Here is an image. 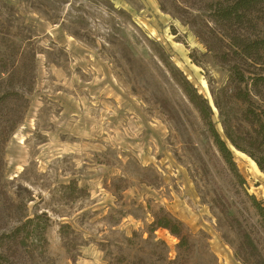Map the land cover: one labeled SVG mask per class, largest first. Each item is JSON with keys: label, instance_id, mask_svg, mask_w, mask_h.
Listing matches in <instances>:
<instances>
[{"label": "rangeland", "instance_id": "1", "mask_svg": "<svg viewBox=\"0 0 264 264\" xmlns=\"http://www.w3.org/2000/svg\"><path fill=\"white\" fill-rule=\"evenodd\" d=\"M211 2L0 0V53L35 59L29 109L3 155L0 235L24 216L50 220L44 253L34 242L20 264H241L242 230L264 246L245 195L264 206V173L228 145L239 186L171 72L213 106L227 68L186 24L209 22ZM160 209L185 244L149 232Z\"/></svg>", "mask_w": 264, "mask_h": 264}, {"label": "trees", "instance_id": "2", "mask_svg": "<svg viewBox=\"0 0 264 264\" xmlns=\"http://www.w3.org/2000/svg\"><path fill=\"white\" fill-rule=\"evenodd\" d=\"M209 11L210 20L202 27L196 26L194 20L186 24L215 64L227 68L226 83L212 94L213 106L180 72L175 68H171V72L180 76V89L196 110L223 164L243 187L245 182L237 172L228 145L245 154L264 173V0H212ZM15 61L0 53V183L5 167V146L23 123L35 86L34 57L27 66L20 62L17 65ZM233 108H238V113H233ZM213 110L217 113L222 136L215 128ZM245 195L264 233V206L254 196ZM1 197L5 198L2 190ZM159 211L161 215H154L149 232L164 229L176 237L180 245L185 244L183 224L162 209ZM235 223L238 222L233 221ZM49 224L44 213L19 219L11 231L0 235V264H20L18 257L21 258L22 251H27L34 242L41 245L43 254ZM238 236L237 260L241 264H264V246L258 249L243 230Z\"/></svg>", "mask_w": 264, "mask_h": 264}, {"label": "bare ground", "instance_id": "3", "mask_svg": "<svg viewBox=\"0 0 264 264\" xmlns=\"http://www.w3.org/2000/svg\"><path fill=\"white\" fill-rule=\"evenodd\" d=\"M234 155V154H233Z\"/></svg>", "mask_w": 264, "mask_h": 264}]
</instances>
